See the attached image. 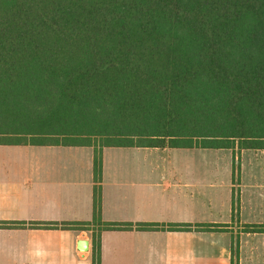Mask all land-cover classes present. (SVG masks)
Returning <instances> with one entry per match:
<instances>
[{"label":"trees","instance_id":"16d2710c","mask_svg":"<svg viewBox=\"0 0 264 264\" xmlns=\"http://www.w3.org/2000/svg\"><path fill=\"white\" fill-rule=\"evenodd\" d=\"M0 103L64 113L50 132L3 119L5 144L264 149V0H0Z\"/></svg>","mask_w":264,"mask_h":264},{"label":"crops","instance_id":"0c3cea01","mask_svg":"<svg viewBox=\"0 0 264 264\" xmlns=\"http://www.w3.org/2000/svg\"><path fill=\"white\" fill-rule=\"evenodd\" d=\"M226 149L0 143V264H264V149Z\"/></svg>","mask_w":264,"mask_h":264},{"label":"rangeland","instance_id":"374dc122","mask_svg":"<svg viewBox=\"0 0 264 264\" xmlns=\"http://www.w3.org/2000/svg\"><path fill=\"white\" fill-rule=\"evenodd\" d=\"M59 108V109H58ZM81 108L79 107V118H81L84 114V110L81 113ZM62 109V108H61ZM60 107H57L56 103H19L18 105H8L5 103H0V121L3 119H18L20 122H24L25 124H28L24 131L25 132H50V131H56L60 128L58 124L52 123L49 124L46 127V124L44 122L46 120L52 121V118L55 119L56 116H64V113ZM98 116L105 117V113H97ZM145 114V111H144ZM90 115V114H89ZM67 116V115H65ZM139 120L143 119L142 115L138 116ZM79 121H82L79 119ZM39 122H42V124H37ZM33 123V124H32ZM78 130L82 132V127L79 124ZM79 138H74L73 136L66 137L59 133H50L48 135L46 134H31L27 135L25 137H22L23 140H26L27 142L33 143V142H46V140H52V141H60V142H78L83 141L82 136H78ZM105 138L103 137H92V138H85L84 141H90L92 143V146L94 148L99 147V151L101 153L102 158V149L100 147L103 146L105 143ZM97 146V147H96ZM239 153V152H238ZM237 153V154H238ZM251 154L246 155L241 160H235L234 159V152L231 149H226L224 152H215V151H206V152H196L195 162H210V163H221L222 165H229V164H236V166H239L241 164H254L251 163L252 159H250ZM174 156V152L169 151H163V152H157L155 155H149L148 152V162L150 163H157V162H172ZM210 159V161H209ZM259 163H264V160H259Z\"/></svg>","mask_w":264,"mask_h":264}]
</instances>
